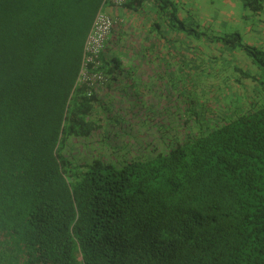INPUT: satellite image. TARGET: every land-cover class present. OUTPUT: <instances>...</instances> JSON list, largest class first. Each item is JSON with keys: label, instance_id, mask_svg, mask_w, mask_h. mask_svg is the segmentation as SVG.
<instances>
[{"label": "trees", "instance_id": "16d2710c", "mask_svg": "<svg viewBox=\"0 0 264 264\" xmlns=\"http://www.w3.org/2000/svg\"><path fill=\"white\" fill-rule=\"evenodd\" d=\"M104 1L0 0V264H264V0H239L244 36L190 28L186 57L219 49L203 75L223 73L225 83L189 81L188 105L160 92L174 148L162 143L122 165L77 163L76 146L106 143L108 122L124 131L129 116L143 121L149 100L140 85L132 97L108 93L114 101L77 85ZM168 7L160 8L179 32ZM227 50L238 65L224 63ZM224 84L231 99L216 92ZM176 101L190 115L181 128Z\"/></svg>", "mask_w": 264, "mask_h": 264}, {"label": "crops", "instance_id": "0c3cea01", "mask_svg": "<svg viewBox=\"0 0 264 264\" xmlns=\"http://www.w3.org/2000/svg\"><path fill=\"white\" fill-rule=\"evenodd\" d=\"M226 2L223 6L220 0H146L142 7L136 5V1H131L123 11L110 9L112 16L120 19L107 44L106 59L109 63L106 60L105 63L108 65L107 70L111 69L114 73L109 86L110 92L115 89L132 97V88L140 85L139 91H145V99L156 102V111L159 110L162 90L167 92L166 99H181L186 92L185 87L192 81L191 72L194 67L192 58L186 57L193 50L190 28L198 23L204 26L203 32L211 28L221 35L224 24L230 26L232 20H241L238 29L244 27L241 25H246L241 18V2ZM167 4L169 7L165 12L175 14L184 24L179 32L170 27L175 20L171 21L160 8ZM226 30L230 32L229 29ZM221 54L219 49L216 50L217 56ZM195 70H198V66ZM216 70L218 71L217 67ZM177 87H180V95L175 90Z\"/></svg>", "mask_w": 264, "mask_h": 264}, {"label": "rangeland", "instance_id": "374dc122", "mask_svg": "<svg viewBox=\"0 0 264 264\" xmlns=\"http://www.w3.org/2000/svg\"><path fill=\"white\" fill-rule=\"evenodd\" d=\"M220 2L223 4V6H225V4L227 3L226 0H224V1L220 0ZM242 11H243V9H242ZM255 18L256 17H254V21H255ZM239 23H241L240 19H235L234 21L232 20L230 23V26L227 23H225L224 26L222 27L221 35L224 34V30L226 32H228V30H226V29H229V31L231 33L235 32L236 30H234V29L239 28V26H238ZM259 24L260 23L258 22L257 23V29L259 28V30H264V28H261V26H259ZM241 26H244V25H241ZM244 28L247 30L246 27H243L242 30H240V32H241V34H243V36H244V33H243ZM260 34H261V32L257 33L256 38H255L256 42H259V43H261ZM262 39H263L262 41L264 43V36ZM205 49H207V48H205ZM216 50L217 49L210 47L209 52L204 50L205 53L208 54L209 56L201 55L202 58H192V65L194 66L193 77L197 74L196 76L202 75V78H200V79L196 78L195 82H194V78H192L191 86L196 87V89L197 88L200 89L202 86V89H203V87L207 84L210 85L211 83H213L215 86L216 85L215 81H222L219 76L223 75V73H220L218 75H217V73H210L208 75H205L206 78H203V76H204L203 72H204V74H206V71L208 70L209 64L211 65V63L213 62L212 59L210 58V54L211 55L215 54ZM227 52H228L226 54L227 57H224V63L230 64V65L235 63L236 65H238L239 58L238 57L235 58L236 53H233V52L231 53L228 50H227ZM125 55H127V53H125ZM243 61L244 62H242V65H245L246 59H243ZM194 62L196 63V65ZM197 66H198V70H195V68ZM200 67H203V68H200ZM222 82H224V81H222ZM211 86H213V85H211ZM190 88L191 87L187 88L186 92L183 93V95L181 97V99H185V98L187 99V105L189 104V102L191 103V99L189 96ZM239 90H240V95L245 94L243 88H239ZM199 92H200V90H199ZM216 92L218 94H221V95L225 94V97L232 96L230 93H228L227 87L225 84L221 90L219 89ZM246 93H247V90H246ZM181 99H179V100H181ZM176 100H178V99H176ZM159 101L161 102V104H160L161 108L158 110V118L160 120V123H159V128H160L159 133L160 134L159 135L157 133H155V134H148V135H144V136H138L137 134L139 133V131H135L136 133H134L133 131H120V129H118L116 126H114L108 122V125L113 128V130L111 131L113 134H107V137H108L107 141H106L107 144L106 143H100L99 145H96V146L89 145V144H85L83 146L79 145L78 147L76 146L77 150H76V152H74V159L76 160V162L80 163V162H83L84 160L88 161L90 159H92V160L93 159H99L102 161L103 160H107L109 162L113 161V162H111L112 164L118 162L120 165H122L125 160H130V159L134 160V159H137L140 156H142L143 153L154 152L153 150L155 148H160V145H162V143L163 144H165V143L170 144L173 140L171 135L177 133V131H175L173 129L174 127H171L173 130L170 129L171 131H169L168 130L169 125L165 126V124L163 122L161 123V121L167 120L168 122H170L173 125V121H171V120H174V119L171 116H169L170 113L168 111H167L168 118L163 113L164 109L169 108L168 104L165 103L166 100L165 99H163V100L159 99ZM177 105H178V102L176 101V105L174 103V107L176 108ZM187 105H178L179 109L181 111H183L184 113L179 114L178 119L177 118L175 119L174 123L177 124V127H180V128L184 127L186 125L185 124L186 118H190V115H188L189 117H186V106ZM98 113H100V112H98ZM173 113L177 116V113H175V112H173ZM145 119L146 118L143 119L142 123L145 121ZM181 119L183 121H181ZM177 130H179V129L177 128ZM140 133L141 134L143 133L142 130H140ZM93 140H97V139L94 138ZM153 140L155 142H157L156 143L157 145H154V146L150 145V143ZM112 142H114V143H112ZM139 143H141V144H139ZM174 146H175V144L172 142L170 148L172 149V148H174Z\"/></svg>", "mask_w": 264, "mask_h": 264}, {"label": "built area", "instance_id": "2783aa9c", "mask_svg": "<svg viewBox=\"0 0 264 264\" xmlns=\"http://www.w3.org/2000/svg\"><path fill=\"white\" fill-rule=\"evenodd\" d=\"M129 1L130 0H105L103 7L98 12L88 34L84 45L82 65L77 85L86 86L88 88L87 94L90 97L96 96L99 99H110L108 93H110L111 88H109V86L114 73L111 71V69L108 70L109 73L103 70L100 71V67L103 65V61H109L106 59L107 44L109 42L108 40L110 39L115 26L120 22V19L113 17L109 10L113 9L116 12L123 11L126 9V5H128ZM114 90L115 89L112 90L113 93L116 91ZM110 100L114 101V99ZM141 101H143V99H141ZM116 102L123 107H131L130 105L128 106L127 100L119 99ZM128 118L130 119V127L126 128L124 131H133L134 133H136L135 131H139V123H136L132 116H129ZM107 121L108 120H104L103 122ZM114 126H116L121 131L120 124H116ZM104 129L109 134H113L111 132L113 128L109 125H106Z\"/></svg>", "mask_w": 264, "mask_h": 264}, {"label": "flooded vegetation", "instance_id": "af4514ba", "mask_svg": "<svg viewBox=\"0 0 264 264\" xmlns=\"http://www.w3.org/2000/svg\"><path fill=\"white\" fill-rule=\"evenodd\" d=\"M155 103L156 102H154L153 99L143 101V106H146V108L143 112V113H145L143 119L146 118L145 125H144V123H142V120L139 119V121H138L135 119V122L139 123V125H138L139 133H140V130H142L143 132L146 131L148 134H150V133H153L156 129H158V127H157L158 113L156 111V107H155L156 104ZM139 126H140V129H139ZM145 135H147V134H145Z\"/></svg>", "mask_w": 264, "mask_h": 264}]
</instances>
